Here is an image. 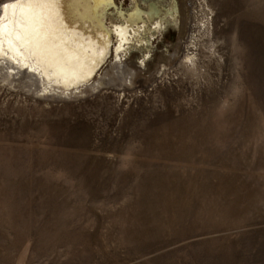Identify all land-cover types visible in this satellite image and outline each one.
Returning a JSON list of instances; mask_svg holds the SVG:
<instances>
[{"label":"rangeland","instance_id":"374dc122","mask_svg":"<svg viewBox=\"0 0 264 264\" xmlns=\"http://www.w3.org/2000/svg\"><path fill=\"white\" fill-rule=\"evenodd\" d=\"M176 1L144 66L0 78V264H264V0Z\"/></svg>","mask_w":264,"mask_h":264},{"label":"bare ground","instance_id":"6f19581e","mask_svg":"<svg viewBox=\"0 0 264 264\" xmlns=\"http://www.w3.org/2000/svg\"><path fill=\"white\" fill-rule=\"evenodd\" d=\"M129 2L123 10L114 0H2L0 78L27 81L54 97L101 82L97 72L111 53L120 59L139 49L144 66L152 40L179 29V6L176 0Z\"/></svg>","mask_w":264,"mask_h":264}]
</instances>
